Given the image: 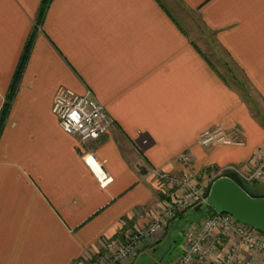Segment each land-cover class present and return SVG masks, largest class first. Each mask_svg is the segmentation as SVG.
<instances>
[{"label": "crops", "instance_id": "obj_1", "mask_svg": "<svg viewBox=\"0 0 264 264\" xmlns=\"http://www.w3.org/2000/svg\"><path fill=\"white\" fill-rule=\"evenodd\" d=\"M43 3L0 0V264L95 256L139 212L158 210L152 171L183 173L179 155L212 171L210 180L256 168L264 155V0H49L39 20ZM184 11L253 94L222 74ZM60 88L91 91L114 125L86 142L65 132L53 112ZM213 129L242 143L203 146ZM89 156L113 178L106 187ZM252 187L264 195V178Z\"/></svg>", "mask_w": 264, "mask_h": 264}, {"label": "built area", "instance_id": "obj_2", "mask_svg": "<svg viewBox=\"0 0 264 264\" xmlns=\"http://www.w3.org/2000/svg\"><path fill=\"white\" fill-rule=\"evenodd\" d=\"M53 112L61 128L83 142L99 139L114 125L105 107L91 91L78 94L67 88L58 89ZM200 143L208 147L239 145L242 141L235 133L213 129L202 134ZM177 161L186 169L192 167V160L187 154L179 155ZM87 163L102 187L113 181L93 156L87 158ZM229 171L238 172L224 170L217 177ZM152 174L164 185L159 214L147 226L131 230L126 239L114 237L105 240L95 256L76 264H123L143 241L152 240L181 211L197 203H205L203 195L207 185L197 182L194 173L175 174L158 169ZM241 177L251 185L261 181L264 178V155L252 172ZM149 214L141 211L139 217L145 218ZM198 226L184 235V251L172 264H264V234L256 228L230 214L217 212Z\"/></svg>", "mask_w": 264, "mask_h": 264}, {"label": "rangeland", "instance_id": "obj_3", "mask_svg": "<svg viewBox=\"0 0 264 264\" xmlns=\"http://www.w3.org/2000/svg\"><path fill=\"white\" fill-rule=\"evenodd\" d=\"M184 16L194 19L195 23L198 24V26H196L197 29L195 30H197V32L200 33V36L203 37L201 40L202 43L205 44V51H210L209 57L213 60V62H215V64H217V66H219L222 74L225 75V77L236 86H238V82L235 81V77L239 78L241 80L240 82H243L244 86L247 87L246 90L253 94L251 87L245 81L244 77H242L239 69L225 54L223 49L218 45H212V41H208L209 39L212 40V36H210L211 33L205 30L204 26L199 23L196 14L193 12L184 11ZM211 51L213 53H211ZM208 170L209 169L196 171L192 165V167L188 169L185 167V171L183 173H194L197 182H200L201 185L205 186L208 185V183L211 181L210 179L214 176L212 171ZM246 186L248 189L253 188L249 183H247ZM159 191L161 192L163 199L164 185L162 182H160ZM159 205L156 212L150 213L149 216H146L145 218H140L138 216L132 227H128L127 229L121 231L120 235L116 236L115 238L119 237L124 239L131 230H134L135 225L140 228L147 226V224H149L152 219H154L159 214ZM198 205H200V203H197L190 209H184L175 219L169 221L165 228L158 235L152 238V240H145L150 243L151 248L155 247V249L143 253L144 249L147 248L145 247V241H143L123 264H172V262L176 260V258H178L184 251V235L190 230H196L199 227L198 225H200L208 217L212 216L209 214L207 208L195 211V207Z\"/></svg>", "mask_w": 264, "mask_h": 264}, {"label": "water", "instance_id": "obj_4", "mask_svg": "<svg viewBox=\"0 0 264 264\" xmlns=\"http://www.w3.org/2000/svg\"><path fill=\"white\" fill-rule=\"evenodd\" d=\"M203 196L205 203L195 207V211L211 207L264 234V195L251 192L238 172L229 171L212 179Z\"/></svg>", "mask_w": 264, "mask_h": 264}, {"label": "trees", "instance_id": "obj_5", "mask_svg": "<svg viewBox=\"0 0 264 264\" xmlns=\"http://www.w3.org/2000/svg\"><path fill=\"white\" fill-rule=\"evenodd\" d=\"M48 3H49V0H44V3H43V7H42V10H41V13H40V17H39V20H41L43 17H44V14H45V10L48 6ZM30 45H28L27 47V50L25 51L23 57L21 58V62H20V66H19V73L21 72L22 68L24 67L25 65V62L28 58V52H29V47ZM208 212L210 215H213L215 214L216 212L211 208V207H208L207 208Z\"/></svg>", "mask_w": 264, "mask_h": 264}]
</instances>
